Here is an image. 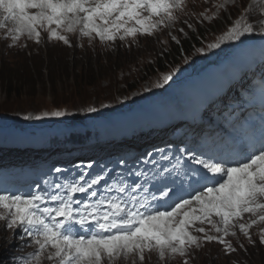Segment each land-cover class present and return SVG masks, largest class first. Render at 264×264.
Listing matches in <instances>:
<instances>
[{
  "label": "snow or ice",
  "instance_id": "1",
  "mask_svg": "<svg viewBox=\"0 0 264 264\" xmlns=\"http://www.w3.org/2000/svg\"><path fill=\"white\" fill-rule=\"evenodd\" d=\"M186 7L187 0H0V29L12 47L22 37L39 44L42 33L69 46L66 34L124 41L174 28ZM213 7L211 17L201 14L204 20L238 9L234 20L229 14L231 26L221 41L244 44L260 37L258 63L264 73V0H219ZM171 39L180 44L176 36ZM219 47V42L208 44ZM253 62L247 59L246 66ZM174 75L164 74L156 86L163 87ZM49 115L66 113L25 118ZM95 164L74 165L76 171L53 167L25 192L0 189L2 227L22 247L32 248L26 255H12L11 264H144L153 253L160 264L177 256L189 264L205 244L236 252L227 238L237 232L254 243L253 227H259L264 244V111L258 120L245 117L211 144L181 140L122 155L92 171Z\"/></svg>",
  "mask_w": 264,
  "mask_h": 264
},
{
  "label": "rangeland",
  "instance_id": "2",
  "mask_svg": "<svg viewBox=\"0 0 264 264\" xmlns=\"http://www.w3.org/2000/svg\"><path fill=\"white\" fill-rule=\"evenodd\" d=\"M193 1L196 7L204 6L205 0ZM231 9L238 12L237 8ZM205 10L209 17L216 11L213 4H209V11ZM222 14L223 12L220 13ZM211 20L215 21L214 18ZM172 29L177 30L176 27ZM168 31L161 36L159 34L158 38H142L129 49L118 45H113V48L95 44H88L81 49L72 37L71 46L44 38L39 44L26 41L11 51L5 48L7 45L4 42H0V116H5L6 112L13 116L12 113L18 111L51 112L56 109L73 114L74 110L80 108L78 102L89 100L86 106H98L104 100H111L118 94L123 95L127 82L137 83L138 80L132 77L154 62L167 46L162 39L166 41ZM82 85L86 87L80 88ZM16 86L23 88L17 93ZM74 104L78 107H74ZM85 108L87 107L81 106V109ZM95 153L100 152L96 150ZM48 157L49 154L22 155L6 152L4 155L0 154V170H13L22 163L37 172L43 166L42 161ZM4 234L5 239L0 241V258L10 259L4 247L14 234L2 231V235ZM255 247L257 246H251L247 252L236 248L234 253H223L224 257L202 254L196 264H234L231 257L239 259L243 264H264V249L260 247L259 251ZM212 250L215 253V249ZM212 250L207 251L213 253ZM7 259L4 264H8Z\"/></svg>",
  "mask_w": 264,
  "mask_h": 264
},
{
  "label": "trees",
  "instance_id": "3",
  "mask_svg": "<svg viewBox=\"0 0 264 264\" xmlns=\"http://www.w3.org/2000/svg\"><path fill=\"white\" fill-rule=\"evenodd\" d=\"M226 20H227V17H226ZM224 25V21H220V22H218L217 23V25H213L212 26V29H216L217 27L218 28H220L219 26H223ZM211 29V26H207L206 28H201L200 30L201 31H203L202 33H200L203 37H205V36H208V33H209V30ZM199 41H198V39H197V34H195V33H191V35L189 36V37H187V38H185L184 40H183V42H181V45L179 46V45H175L174 47H173V52L172 53H167V54H164V57H159L158 59H157V66H159L161 69H165L166 68V65H165V63L166 62H169V63H172L173 61H179L180 59L179 58H181L182 57V51H184V53H190L191 51H192V49L194 48V43H198ZM20 81H21V79H20ZM83 87H86L85 85H82V86H80V88H83ZM128 87H129V89H134V88H136L133 84H128ZM23 88V86L22 87H20V88H18L17 86H16V89H15V91L17 92V91H20L21 89ZM18 93V92H17ZM16 93V94H17ZM87 102L89 103V100H87ZM87 102L85 101H81V102H78L79 103V105H80V108L79 109H81V106L82 107H86V105H87ZM92 103V102H91ZM74 107H78V106H76V104H74ZM78 109V110H79ZM76 111V110H75ZM8 112H6V114H7ZM20 113H22V112H15V113H12L13 114V116L15 117V116H18V117H20V116H22V114H20ZM80 113L81 112H79L78 111V114L77 115H80ZM2 118V117H1Z\"/></svg>",
  "mask_w": 264,
  "mask_h": 264
},
{
  "label": "bare ground",
  "instance_id": "4",
  "mask_svg": "<svg viewBox=\"0 0 264 264\" xmlns=\"http://www.w3.org/2000/svg\"><path fill=\"white\" fill-rule=\"evenodd\" d=\"M8 234V233H7Z\"/></svg>",
  "mask_w": 264,
  "mask_h": 264
}]
</instances>
